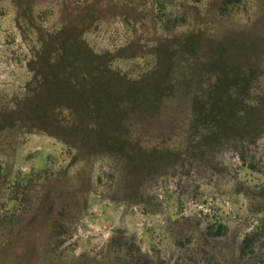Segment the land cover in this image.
<instances>
[{
	"label": "rangeland",
	"instance_id": "rangeland-1",
	"mask_svg": "<svg viewBox=\"0 0 264 264\" xmlns=\"http://www.w3.org/2000/svg\"><path fill=\"white\" fill-rule=\"evenodd\" d=\"M220 4L0 0V264H264V125L206 138L264 103V0Z\"/></svg>",
	"mask_w": 264,
	"mask_h": 264
},
{
	"label": "trees",
	"instance_id": "trees-1",
	"mask_svg": "<svg viewBox=\"0 0 264 264\" xmlns=\"http://www.w3.org/2000/svg\"><path fill=\"white\" fill-rule=\"evenodd\" d=\"M238 1L239 0H221V11H224L229 5ZM48 52L52 53L54 52V50H48ZM94 57L95 56L93 54L86 53H80L74 56L75 63L72 64L70 72H68L67 74L65 73V75H62L61 77H66L67 79H65L68 81V83L71 85L74 84V87H78V89H82V87H85L88 82L92 81V79H94V81L96 82H105L106 80L104 79L106 78H104V75L101 76L99 74V76H96L97 73L94 69H97V66L93 62ZM61 74L62 73L59 72V75ZM54 78L55 79L53 80V84L50 85L51 90L54 89V84H56L57 81L56 77ZM263 104V101L260 100L255 104H244L236 110H231V116L230 119L227 120V123L226 121L225 123H223V121H220L219 119V126L216 128V130L209 132L206 138L217 139L222 135L232 136L235 134H241L243 132L250 133L254 128L256 130L258 126H260V124L264 125V115H261L259 113L261 108H263L264 106ZM72 125L78 130H88L87 124L84 123L81 119L73 122ZM74 132L72 139L76 138V133L74 134ZM114 140L119 143V139L115 138ZM116 147L118 148V150L124 151V146H122L121 143L116 144ZM133 153V157L135 159L132 165V172L135 173L134 175H136V173L141 170V167L143 165H146L145 160H148L147 158L149 156L152 155L151 157L154 159V163L152 165L153 167L157 168L158 166H162L163 161L169 159L172 155L170 154V152H168L167 154H157L156 152L143 150L141 148H134ZM241 159L244 160L243 156H241ZM133 177L130 182L132 184H134ZM207 231L212 233L210 229H208ZM215 231L216 232H213L214 235H220L222 232L221 226H218ZM263 240L264 216L260 217L257 222L246 233H244L238 246V257L242 258L244 256H247L249 253H252L255 247L258 246Z\"/></svg>",
	"mask_w": 264,
	"mask_h": 264
}]
</instances>
